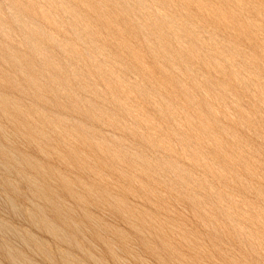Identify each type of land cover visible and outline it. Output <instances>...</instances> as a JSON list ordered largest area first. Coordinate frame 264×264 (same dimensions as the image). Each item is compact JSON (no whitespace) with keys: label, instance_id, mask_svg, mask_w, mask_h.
Instances as JSON below:
<instances>
[{"label":"rangeland","instance_id":"obj_1","mask_svg":"<svg viewBox=\"0 0 264 264\" xmlns=\"http://www.w3.org/2000/svg\"><path fill=\"white\" fill-rule=\"evenodd\" d=\"M0 264H264V0H0Z\"/></svg>","mask_w":264,"mask_h":264}]
</instances>
